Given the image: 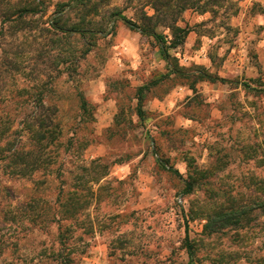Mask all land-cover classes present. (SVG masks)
Listing matches in <instances>:
<instances>
[{
  "label": "rangeland",
  "instance_id": "obj_1",
  "mask_svg": "<svg viewBox=\"0 0 264 264\" xmlns=\"http://www.w3.org/2000/svg\"><path fill=\"white\" fill-rule=\"evenodd\" d=\"M245 84L264 0H0V264H264Z\"/></svg>",
  "mask_w": 264,
  "mask_h": 264
},
{
  "label": "trees",
  "instance_id": "obj_2",
  "mask_svg": "<svg viewBox=\"0 0 264 264\" xmlns=\"http://www.w3.org/2000/svg\"><path fill=\"white\" fill-rule=\"evenodd\" d=\"M126 22L132 27V28H136V25L135 23H132L130 20H126ZM52 26L54 27H57L56 25H53ZM59 28V27H57ZM61 28V27H60ZM80 34L84 35L85 34V31H80L79 32ZM158 40H162V36L160 35H156ZM163 51V54L165 55V58H168V53L165 49L162 50ZM246 88L252 90V91H264V88H256V87H250L249 85H244ZM140 112H141V108H139ZM48 125H49V129L48 131H46V134L43 132V135L42 136V139H51L53 137V130L56 128V125L57 123L54 122V120L50 119L49 122H48ZM169 170L173 173H175V175H177L178 177H181L182 178V175L179 173V171L173 167H170ZM183 183H184V188L182 190V194H189L190 192L193 191L194 187H195V182L194 181H191V180H188V179H182ZM187 240V247H188V252H189V255H190V261L188 262V264H193V259H194V251H193V246L191 245V243H189L188 241V238L186 239ZM68 260L71 258V257H66Z\"/></svg>",
  "mask_w": 264,
  "mask_h": 264
},
{
  "label": "water",
  "instance_id": "obj_3",
  "mask_svg": "<svg viewBox=\"0 0 264 264\" xmlns=\"http://www.w3.org/2000/svg\"><path fill=\"white\" fill-rule=\"evenodd\" d=\"M119 16H120V15H115V18H116V17H119ZM114 21H115V19L112 21V23H113Z\"/></svg>",
  "mask_w": 264,
  "mask_h": 264
}]
</instances>
